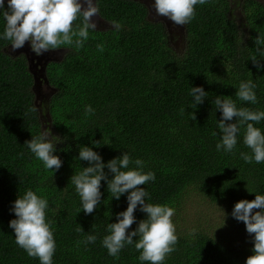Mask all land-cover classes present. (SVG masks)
<instances>
[{
	"label": "trees",
	"instance_id": "1",
	"mask_svg": "<svg viewBox=\"0 0 264 264\" xmlns=\"http://www.w3.org/2000/svg\"><path fill=\"white\" fill-rule=\"evenodd\" d=\"M98 7L99 24L83 48L50 50L37 71L2 38L6 21L0 13V264H40L16 244L9 227L16 218L14 201L29 189L48 200L46 219L52 222L56 242L53 264H142L134 244L126 245L118 258L102 246L110 234L108 223L117 222L116 214L128 206L127 193L117 201L102 181L100 205L92 214L77 213L81 198L70 177L89 166L79 160L78 146L92 147L105 164L124 152L133 161L143 160L144 171L155 174L154 181L140 186L148 192L145 202L166 204L175 212L190 190L212 203H229L231 209L242 199L264 195V163H246L240 155L251 153L243 142L246 125L240 127L233 152L217 151L222 114L213 103L222 95L238 108L264 111V68L257 69L250 60L256 55L264 64V44L254 43L258 36L264 38V0L197 4L194 19L183 26L185 48L177 52L169 47L163 23L148 18L149 7L141 0H98ZM111 21L123 29L113 31ZM98 44L104 45L103 52ZM248 80L256 84V104L235 95ZM198 86L208 95L194 108L190 91ZM41 87L46 92L39 94ZM86 105L93 114L85 115ZM41 126L67 137L56 145L55 155L63 161L58 171L46 169L24 144ZM254 126L264 133V120ZM65 148L70 150L61 151ZM105 173L112 177L107 168ZM134 215L129 232L147 216L139 205ZM175 226L178 242L163 264H245L253 254L249 234L236 243L234 238ZM89 234L96 241L83 243Z\"/></svg>",
	"mask_w": 264,
	"mask_h": 264
},
{
	"label": "clouds",
	"instance_id": "2",
	"mask_svg": "<svg viewBox=\"0 0 264 264\" xmlns=\"http://www.w3.org/2000/svg\"><path fill=\"white\" fill-rule=\"evenodd\" d=\"M206 2L207 0H154L152 6L157 16L168 18L176 26H184L194 19L195 6ZM0 13L6 21L2 38L11 42L12 51L23 48L25 43L29 42L31 51L41 56L61 46H71L75 51L83 48L85 41L89 39L90 30L97 29V23L92 18L99 14V7L98 0H7L5 9V0H0ZM78 19L81 23L75 24ZM110 24L113 31L119 32L123 29V25L118 21H111ZM254 43L260 46L264 44V38L258 36ZM97 50L103 52L104 45L98 44ZM250 60L257 69L264 68V64H261L256 55H252ZM255 88L256 84L251 80L241 82L235 95L241 101L256 104L258 101ZM207 95L203 87H191L190 96L194 98L192 107L196 108L202 104ZM213 103L222 114L218 121L221 138L216 144L217 151L233 152L238 142L240 127L246 125L243 142L251 153L241 152V158L246 163L253 160L256 163H264V133L254 126L264 120V111L238 108L231 97L222 95L216 96ZM33 110L38 111L37 108ZM40 111H45L43 105H40ZM184 111L185 109L181 108V113ZM93 113L94 109L86 105L85 115ZM233 118L235 122L229 123ZM195 119L196 116L192 113V120ZM213 135L217 133L213 132ZM66 140L67 137L62 139L53 135L50 128L42 130L41 126L39 134L32 136L24 144L43 162L46 169L55 172L63 164L60 157L55 155L56 145ZM78 147L79 160L87 161L89 166L83 167L82 171L70 177L81 198L82 208L77 213L83 210L86 215L92 214L100 205L102 181L107 182L108 192L117 201L127 193L128 206L126 210L116 214L117 222L108 223L107 231L110 234L103 237L102 246L110 256L118 258L126 245L134 244L135 249L140 252L138 259L142 264H163L166 257L175 251L178 236L172 220L175 209L166 204L145 202L148 192L140 186L154 181L155 174L152 171L145 172L144 161H133L127 152L105 164L101 155L92 147ZM69 150L70 148L61 149ZM131 164L136 167H130ZM105 168L112 174L111 178L105 173ZM138 205L139 210L147 216L139 221L135 230L129 232L131 226L136 223L134 213ZM48 207L47 198L38 196L29 189L14 201L11 211L16 218L9 222V227L15 232L16 244L24 249L29 257L38 258L40 264H53L56 250L52 222L46 219ZM231 215L237 221H242L247 233L253 236V254L247 257L245 264H264V195L256 194L255 199L251 201H238ZM77 230L83 231L80 226ZM96 239V235L89 234L82 242L94 243Z\"/></svg>",
	"mask_w": 264,
	"mask_h": 264
},
{
	"label": "rangeland",
	"instance_id": "3",
	"mask_svg": "<svg viewBox=\"0 0 264 264\" xmlns=\"http://www.w3.org/2000/svg\"><path fill=\"white\" fill-rule=\"evenodd\" d=\"M143 3L148 5V18L152 21H161L164 25L165 31L168 36V44L173 52L182 51L185 48V30L181 32L178 31L181 26H176L166 17H160L156 15L155 9L153 8L154 0H141ZM234 3V2H233ZM234 3V7H235ZM234 16L237 21H242V15L239 14L238 10H235ZM93 20L97 22V19L93 17ZM177 31V32H176ZM180 32V33H179ZM179 33V34H178ZM182 34L183 40H180L178 37ZM173 36V37H172ZM14 52H23L28 56V63L33 71H37L42 66V61L38 62L37 59L39 56L33 57V62L30 61L32 54L31 48L28 45V42L25 43V46ZM51 54V53H50ZM56 54V53H55ZM49 55V52L44 53L42 58H45ZM41 58V59H42ZM42 88V87H41ZM45 93L46 89L43 87L39 90V94ZM230 206L229 203H227ZM224 202L212 203L208 199L200 196L198 193L189 191L188 194L184 197L182 204H180L181 210L175 212L173 223L182 229L188 230H203L215 236L223 237L226 239L234 238V242L238 243L241 240L245 239L248 234L246 227L243 226L240 228V222L232 217L231 213L233 209L227 206Z\"/></svg>",
	"mask_w": 264,
	"mask_h": 264
},
{
	"label": "flooded vegetation",
	"instance_id": "4",
	"mask_svg": "<svg viewBox=\"0 0 264 264\" xmlns=\"http://www.w3.org/2000/svg\"><path fill=\"white\" fill-rule=\"evenodd\" d=\"M94 2H95V0H94ZM5 3L7 4V0H5ZM233 5V3L231 2V6ZM94 18H96L97 19V22L99 21V16H98V14L96 15V16H94ZM93 19V18H92ZM184 29V27L183 26H181L180 28H179V30L178 31H182ZM177 32V31H176ZM179 32V33H180ZM178 33V34H179ZM173 37V36H172ZM178 37H180V40H183L184 38L182 37V34H180ZM185 41H186V36H185ZM28 45L30 46V43L28 42ZM47 53V52H46ZM26 56V55H25ZM35 56H37L35 53H33L32 52V54H31V57H30V61H32L33 62V60H34V58L33 57H35ZM42 56L43 55H41V56H39L38 57V59H37V61L38 62H41L43 59H48L47 57H45V58H42ZM26 57H28V56H26ZM42 58V59H41Z\"/></svg>",
	"mask_w": 264,
	"mask_h": 264
}]
</instances>
